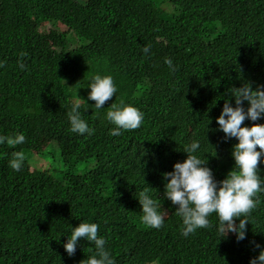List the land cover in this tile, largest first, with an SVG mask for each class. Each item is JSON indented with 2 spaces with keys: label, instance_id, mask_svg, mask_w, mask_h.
Wrapping results in <instances>:
<instances>
[{
  "label": "trees",
  "instance_id": "16d2710c",
  "mask_svg": "<svg viewBox=\"0 0 264 264\" xmlns=\"http://www.w3.org/2000/svg\"><path fill=\"white\" fill-rule=\"evenodd\" d=\"M96 74L118 89L101 109L88 100ZM244 83L264 86V0H0V134L26 137L0 145V264H81L91 242L64 248L81 221L99 225L116 264H250L264 249V193L242 241L220 239L215 213L213 227L183 237L178 206L164 199V174L193 140L217 180L232 170L238 141L216 119ZM76 99L92 135L70 131ZM120 100L144 120L111 136L106 113ZM254 123L264 119L244 122ZM52 145L62 165L50 171L40 163ZM14 152L25 157L19 171ZM145 188L165 213L160 229L141 221Z\"/></svg>",
  "mask_w": 264,
  "mask_h": 264
},
{
  "label": "clouds",
  "instance_id": "9594fccd",
  "mask_svg": "<svg viewBox=\"0 0 264 264\" xmlns=\"http://www.w3.org/2000/svg\"><path fill=\"white\" fill-rule=\"evenodd\" d=\"M149 50V47L143 49L145 54ZM164 62L170 71L177 70L171 58L166 57ZM88 87L91 89L88 100L95 101L96 109L103 108L105 102L118 91L110 75H94ZM228 92L235 98V106L230 98L227 99L216 122L219 125L218 130L225 134L226 140L236 138L238 141L232 147V170L223 180H217L208 162L200 155L201 142L193 140L184 146L183 151L187 153V158L183 162L175 163L174 170L164 174V199L178 206L176 213L183 222L181 235L186 238L198 229L213 227L210 217L215 213L219 220L217 232L220 239L234 233L238 241L244 240L247 225L250 223V213L260 202L259 194L264 193V175L261 174L264 169L260 168L261 159L264 158V124L254 123L250 127L244 124L246 120L255 122L264 119V86L253 88L251 83H244L242 87L229 88ZM245 101L248 103L247 109L244 106ZM67 116L71 132L79 135L94 134V129L89 126L81 111L80 99L72 102ZM106 119L115 125L109 134L120 136L124 131L141 127L144 114L139 108L120 100L119 104H111ZM25 140L23 133L14 136L0 134V145L7 143L15 146L23 144ZM24 159L22 152L12 153L9 167L19 171ZM137 198L142 206V223L160 229L165 223V213L160 210L150 188L143 189ZM98 232L97 223L81 221L72 228L64 248L70 256L74 255L83 238L94 245L95 251L82 260L81 264H116L107 248V240ZM250 264H264V249L251 259Z\"/></svg>",
  "mask_w": 264,
  "mask_h": 264
},
{
  "label": "rangeland",
  "instance_id": "374dc122",
  "mask_svg": "<svg viewBox=\"0 0 264 264\" xmlns=\"http://www.w3.org/2000/svg\"><path fill=\"white\" fill-rule=\"evenodd\" d=\"M58 146H49L48 148V153H41L44 157L43 161H41L40 165L44 166L46 163L49 164V170L51 171L53 168H58L60 165H62L59 161H57L54 157L58 156ZM55 154H53V153ZM27 157H30V160L35 163L36 162V158H35V154H33V152H27L26 153Z\"/></svg>",
  "mask_w": 264,
  "mask_h": 264
}]
</instances>
